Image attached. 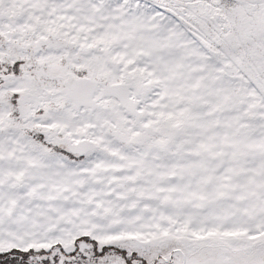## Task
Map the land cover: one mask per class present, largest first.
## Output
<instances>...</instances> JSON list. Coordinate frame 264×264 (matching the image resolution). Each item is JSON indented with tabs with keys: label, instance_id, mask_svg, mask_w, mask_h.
Returning a JSON list of instances; mask_svg holds the SVG:
<instances>
[{
	"label": "snow or ice",
	"instance_id": "snow-or-ice-1",
	"mask_svg": "<svg viewBox=\"0 0 264 264\" xmlns=\"http://www.w3.org/2000/svg\"><path fill=\"white\" fill-rule=\"evenodd\" d=\"M0 264H264V0H0Z\"/></svg>",
	"mask_w": 264,
	"mask_h": 264
}]
</instances>
